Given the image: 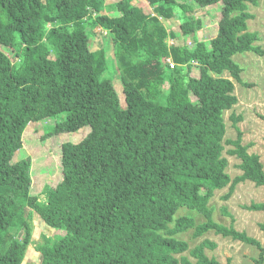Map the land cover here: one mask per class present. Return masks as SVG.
Returning a JSON list of instances; mask_svg holds the SVG:
<instances>
[{
	"label": "trees",
	"instance_id": "1",
	"mask_svg": "<svg viewBox=\"0 0 264 264\" xmlns=\"http://www.w3.org/2000/svg\"><path fill=\"white\" fill-rule=\"evenodd\" d=\"M131 1L0 0V264L22 263L28 240L20 235L31 233L35 212L64 232L42 236L39 264H221L205 254L214 244L189 250L179 238L192 229L258 247L264 264L260 242L215 222L209 207L227 186L226 199L245 181L264 187L260 156L242 144L243 117L231 115L235 140H225L224 121L238 103L234 81L253 86L234 56L264 55L248 30L249 4L259 0ZM216 5L218 34L207 45L197 40L195 7ZM175 19L176 32L163 23ZM97 30L111 37L114 62L106 48H90ZM32 122L43 125L42 143L92 129L84 145L66 146L65 181L46 186L41 201L30 195L31 158L13 161ZM225 145L240 160L234 179ZM182 209L206 220L196 224ZM250 209L264 211V202Z\"/></svg>",
	"mask_w": 264,
	"mask_h": 264
},
{
	"label": "rangeland",
	"instance_id": "2",
	"mask_svg": "<svg viewBox=\"0 0 264 264\" xmlns=\"http://www.w3.org/2000/svg\"><path fill=\"white\" fill-rule=\"evenodd\" d=\"M120 0H106L107 4L115 3ZM181 2V1H180ZM148 6V0H132L131 7H139L141 5ZM195 6V5H194ZM196 13L193 16L195 20L200 21L197 30V40L203 41L207 45L218 34L220 22L221 5L211 6L208 8L195 7ZM248 12L253 17L248 20V30L257 32L260 40L256 45L264 51V0H259L258 5L249 4ZM119 12L111 13V16L118 17ZM165 26L172 31H178L180 23L175 20H164ZM97 34L91 39L90 48L92 50L106 48L108 51V59L114 62L112 39L106 31H95ZM173 44L172 40H169ZM9 55L8 51L5 52ZM243 69L241 78L251 87L243 86L234 81L235 92L238 103L229 111L224 113V121L226 124L225 140H235L237 137L236 130L231 121V115L242 116L243 120L239 122L238 127L243 133L242 144L248 146V152L260 156L261 162L264 164V120L260 117L264 115V55L252 52L239 54L233 58ZM193 73L198 75L199 70L194 68ZM225 77H229L227 74ZM115 88L122 98V106L125 107L124 95L119 74L115 72L112 76ZM193 102L197 99L193 96ZM42 124L29 123L22 132V145L14 156L13 161H19L23 158L30 157L32 160L30 176L32 179V187L30 195L41 201L43 190L46 186H55L63 183L66 178L67 169L65 162L68 160L72 164V152L65 149L66 146L84 145L83 141L91 136V127L81 129L76 134L59 135L49 138L42 143L41 136ZM45 126V125H44ZM51 125L46 130H51ZM44 129V131H45ZM232 146L225 145L223 156L228 161L227 173L232 179L240 175L242 172L238 168L240 160L228 153ZM229 191V186L222 190L215 191L209 202V207L213 210L212 217L215 222L227 228L233 227L238 232L260 242L264 249V211H254L250 207L252 204L264 202V187H258L250 181L239 183L233 193L226 199L224 198ZM180 215H193L196 224L203 223L206 219L201 215L189 213L186 209L179 211ZM194 230L180 235L179 238L188 242L189 250L197 247L204 241L214 244V247L205 248V254L209 259H215L221 264H256L259 258L260 249L250 244H246L231 237H224L217 234L214 230L204 233L200 237H194ZM64 235V232L48 225L35 212L32 219V231L27 235H20L26 243V250L21 264H39L41 255L36 251L38 243L42 242V236ZM184 255L196 263V259L189 256V251Z\"/></svg>",
	"mask_w": 264,
	"mask_h": 264
},
{
	"label": "built area",
	"instance_id": "3",
	"mask_svg": "<svg viewBox=\"0 0 264 264\" xmlns=\"http://www.w3.org/2000/svg\"><path fill=\"white\" fill-rule=\"evenodd\" d=\"M171 44H172V43H171ZM168 62L170 63V67H171V68H174V66H175L174 62H172L171 59H169Z\"/></svg>",
	"mask_w": 264,
	"mask_h": 264
},
{
	"label": "crops",
	"instance_id": "4",
	"mask_svg": "<svg viewBox=\"0 0 264 264\" xmlns=\"http://www.w3.org/2000/svg\"><path fill=\"white\" fill-rule=\"evenodd\" d=\"M141 6H144L143 4Z\"/></svg>",
	"mask_w": 264,
	"mask_h": 264
}]
</instances>
